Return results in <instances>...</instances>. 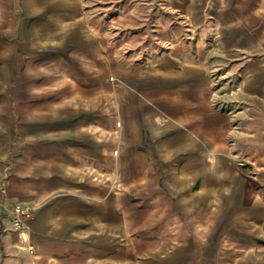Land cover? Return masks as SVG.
Instances as JSON below:
<instances>
[{"label": "crops", "instance_id": "obj_1", "mask_svg": "<svg viewBox=\"0 0 264 264\" xmlns=\"http://www.w3.org/2000/svg\"><path fill=\"white\" fill-rule=\"evenodd\" d=\"M84 1L23 0L27 11L16 35L22 59L0 36V87L16 74L11 95H0V206L4 201L32 208L25 226L0 240V264H259L264 260V173L250 178L234 173L229 158L214 178L202 177L191 190V179L174 164L163 168L159 198L146 197V184H130L128 189L141 196L140 206L121 199L119 192L105 197L99 191L97 219L89 228L82 201L90 193L74 166H89L91 172L98 160L83 152L89 124L76 106L80 94L101 77L102 58L97 47L88 45V31L98 21H86ZM172 2L193 15L207 6L217 45L205 51L198 42L200 63L177 71L161 58L163 96L200 109L201 100L221 94L210 87L211 70L216 69L218 78L223 77L220 85L231 91L223 99L238 102L234 148L264 145V0ZM36 4L47 12L34 21L30 15ZM160 24L173 52L179 51L178 34ZM214 51L219 63L205 66V55ZM190 70L191 88L185 87ZM165 119L157 116L155 122ZM198 122L193 124L197 135L209 147L217 143L227 152L223 138L231 127L229 114L217 116L206 128ZM17 148L20 153L12 155L6 178L4 159ZM205 158L213 160L214 151L207 149ZM174 197L180 203L167 204ZM70 209L80 216L75 225L66 215ZM12 219L7 209L0 216V229Z\"/></svg>", "mask_w": 264, "mask_h": 264}, {"label": "rangeland", "instance_id": "obj_2", "mask_svg": "<svg viewBox=\"0 0 264 264\" xmlns=\"http://www.w3.org/2000/svg\"><path fill=\"white\" fill-rule=\"evenodd\" d=\"M35 6V13L30 15L34 21L47 12L41 5ZM81 7L88 23L98 21L96 27L88 31L87 41L88 45L99 49L102 58L101 77L80 94L79 106H76L82 110V117L89 124L83 139V152L98 160L97 170L91 172L89 166H74L81 175L79 182L90 193L82 201L87 206L89 228L97 219L96 194L99 191H103L105 197L119 192L121 199L124 197L131 205L140 206L138 199L141 196L128 186L143 183L146 184L147 198L159 195L163 168L168 164H174L181 174L191 179L190 190L197 187L202 177L210 175L214 178L213 175L230 160L234 173L244 177L250 178L255 172L264 173V145L246 150H236L233 146L238 133V118L235 115L238 102L223 99L222 94L231 91L220 85L223 77L218 78L216 69L211 70L210 87L221 96L201 100L200 109L197 104H186L179 99L167 100L161 92L165 86L159 73L161 58H166L168 66L177 71L182 65L196 66L200 63L196 50L198 42L205 51L216 47L207 6L197 8L198 11L192 9L198 12L194 15L172 0H85ZM26 11L23 0H0V36L15 48L14 54L19 58L21 51L16 45V35ZM160 23L165 24L168 32L178 34L179 51L173 52L170 40L162 36ZM71 29L74 32V25ZM203 60L209 67L217 65L220 58L214 51L205 55ZM20 69L21 66L18 71ZM188 74L185 87L191 88L193 72L190 70ZM15 77L16 74L0 87V95H11ZM172 86L175 87V84ZM1 108L2 104L0 120ZM224 112L229 114L231 124L223 138L227 152L219 149L217 143L212 142V147H209L193 126L198 120V125L206 128L209 121ZM117 115L120 121L116 120ZM162 115L167 119L156 123L155 118ZM144 149L147 152H143ZM207 149L215 153L211 161L205 158ZM19 153L18 148L14 149L4 159L6 178L12 167V155ZM138 153H141L140 156ZM251 157L256 161H250ZM110 175L113 177L111 181ZM4 180L1 181L3 186ZM179 203L174 197L167 204L176 206ZM16 208L17 204L8 205L3 201L0 216L7 209L14 214ZM66 215L74 221L73 225L80 217L72 209ZM6 232H15L12 224L0 229V240ZM259 264H264V260L260 259Z\"/></svg>", "mask_w": 264, "mask_h": 264}, {"label": "built area", "instance_id": "obj_3", "mask_svg": "<svg viewBox=\"0 0 264 264\" xmlns=\"http://www.w3.org/2000/svg\"><path fill=\"white\" fill-rule=\"evenodd\" d=\"M14 216L12 219V229L16 232L20 229H22L27 220L32 215V208L31 207H17L14 212Z\"/></svg>", "mask_w": 264, "mask_h": 264}, {"label": "bare ground", "instance_id": "obj_4", "mask_svg": "<svg viewBox=\"0 0 264 264\" xmlns=\"http://www.w3.org/2000/svg\"><path fill=\"white\" fill-rule=\"evenodd\" d=\"M222 13V12H221ZM21 230V229H20ZM19 231V230H18ZM16 231V232H18ZM31 249V252L33 251V247L31 245L28 246Z\"/></svg>", "mask_w": 264, "mask_h": 264}]
</instances>
